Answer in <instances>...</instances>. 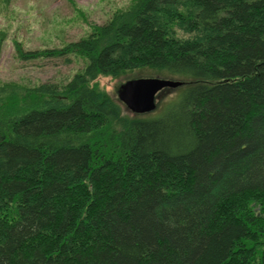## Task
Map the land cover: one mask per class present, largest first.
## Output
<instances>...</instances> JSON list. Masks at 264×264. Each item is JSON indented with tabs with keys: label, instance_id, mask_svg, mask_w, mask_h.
Wrapping results in <instances>:
<instances>
[{
	"label": "trees",
	"instance_id": "16d2710c",
	"mask_svg": "<svg viewBox=\"0 0 264 264\" xmlns=\"http://www.w3.org/2000/svg\"><path fill=\"white\" fill-rule=\"evenodd\" d=\"M16 49L87 63L28 103L0 85V264H264V0H136ZM133 71L184 85L133 116L91 85Z\"/></svg>",
	"mask_w": 264,
	"mask_h": 264
},
{
	"label": "rangeland",
	"instance_id": "374dc122",
	"mask_svg": "<svg viewBox=\"0 0 264 264\" xmlns=\"http://www.w3.org/2000/svg\"><path fill=\"white\" fill-rule=\"evenodd\" d=\"M135 1L0 0V33L6 36L0 55V85H17L20 87V99L27 97L25 102L28 103L32 100L30 89L46 84H68L83 71L86 59L76 55L67 58L23 59L17 52V44L25 52L65 48L93 35L95 28L109 23L115 14L129 9ZM66 59L71 62L67 63ZM144 77L149 76L141 71L99 76L91 85L120 102L117 94L120 86L129 80ZM177 91L160 92L157 109L174 98ZM120 104L124 114L133 116L123 103Z\"/></svg>",
	"mask_w": 264,
	"mask_h": 264
},
{
	"label": "water",
	"instance_id": "95a60500",
	"mask_svg": "<svg viewBox=\"0 0 264 264\" xmlns=\"http://www.w3.org/2000/svg\"><path fill=\"white\" fill-rule=\"evenodd\" d=\"M184 82L159 77L132 79L121 85L118 99L133 114L148 115L156 111L157 99L164 90H175Z\"/></svg>",
	"mask_w": 264,
	"mask_h": 264
}]
</instances>
